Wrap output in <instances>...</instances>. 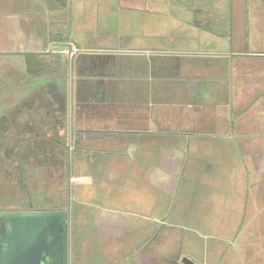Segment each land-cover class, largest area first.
Returning <instances> with one entry per match:
<instances>
[{
    "label": "crops",
    "instance_id": "obj_1",
    "mask_svg": "<svg viewBox=\"0 0 264 264\" xmlns=\"http://www.w3.org/2000/svg\"><path fill=\"white\" fill-rule=\"evenodd\" d=\"M71 1L0 0L13 155L23 147L26 164L37 156L41 168L49 148L61 165L65 145L75 152L79 202L45 190L32 209L69 211L70 264H216L223 247L202 235L209 200L214 209L217 196H244L239 223L251 210L255 233L264 227V0H216L215 9L184 0L195 33L171 34L172 46L87 52L63 31ZM147 2L156 0H120ZM164 238L175 249L162 253Z\"/></svg>",
    "mask_w": 264,
    "mask_h": 264
},
{
    "label": "rangeland",
    "instance_id": "obj_2",
    "mask_svg": "<svg viewBox=\"0 0 264 264\" xmlns=\"http://www.w3.org/2000/svg\"><path fill=\"white\" fill-rule=\"evenodd\" d=\"M207 1L215 9L214 3H216V0ZM185 5L184 0H176L174 3L170 0H156V2H147L143 9H125L121 5L120 0H72L64 8V11L60 13H64L66 16L63 31L74 32L73 36L76 38L80 50H83L82 52H87L88 46L99 47L104 45L158 48L172 46L169 43L171 34L185 35L186 33H195L192 25L185 23V21L190 22V18L193 17ZM198 5L201 4L198 2ZM222 5H226V3ZM203 6L207 7L208 5L203 3ZM46 11L42 10V12ZM84 12L89 14L88 19L85 17L81 18L82 14H85ZM73 15L74 22L72 21ZM79 27L80 29H77ZM104 31L114 32V37L103 42L99 41L97 35ZM210 37L212 38L208 39H213V43L207 39L206 41L209 43V46L216 45L215 37ZM0 44H5L3 39L0 40ZM196 44L197 42H193L194 46ZM48 54L52 55L48 59H58L56 54ZM63 62L65 66V60ZM7 75L6 62L0 61V162L4 160L3 158L6 153L12 155V152H10L12 142L8 140L7 134V119L9 114L7 110L9 103ZM63 76L64 73L61 79H64ZM31 78L28 76L26 80L21 79L20 85H23L25 81L31 80ZM30 84H32V81ZM10 106L13 107V103ZM49 149L52 150L51 153L49 152L50 155H48V157H51V162H48L47 165L41 164L42 167L38 168L40 167L38 164L40 159L38 158V163L36 162L38 166L32 164L27 173L28 175H26L30 179L28 186L31 188L32 193L40 188L43 189L42 193L45 190L49 191L53 195L52 199L62 200L64 205L76 204L79 201L74 195L73 190L77 188V184L70 182L69 178V176L73 175L72 160L73 157L75 158V152L65 145L66 158L63 165H61L54 162L56 160V148ZM16 165L17 163L11 162L3 163L0 167V206L3 208H17L20 203L16 202V196L19 199L27 196L23 190V182L19 177V172H16ZM59 170H62L60 173L64 172L61 178H58V175H56ZM80 179L83 180V178ZM62 194H64L63 198ZM243 197L232 195L217 196L216 204L214 205L218 207L214 209L210 200L207 204V211L211 217L207 225H211L207 227L206 232L202 235L203 238H206L205 242L208 245L217 243V247H223V255H221L223 257L214 253L211 254L213 257L211 260H214L216 264H264V227H259V231L255 233V228L251 227V210L243 212L245 216H248L247 220L240 221L239 223V218H237L240 216L241 220L242 214L235 209V206H240L235 198ZM8 198H14L15 203L6 201ZM220 205L225 207L220 208ZM163 242L164 244L161 246L162 253H165L169 249H175L174 245H171L169 248L168 238H164Z\"/></svg>",
    "mask_w": 264,
    "mask_h": 264
},
{
    "label": "water",
    "instance_id": "obj_3",
    "mask_svg": "<svg viewBox=\"0 0 264 264\" xmlns=\"http://www.w3.org/2000/svg\"><path fill=\"white\" fill-rule=\"evenodd\" d=\"M69 229L67 209L0 212V264H69Z\"/></svg>",
    "mask_w": 264,
    "mask_h": 264
},
{
    "label": "flooded vegetation",
    "instance_id": "obj_4",
    "mask_svg": "<svg viewBox=\"0 0 264 264\" xmlns=\"http://www.w3.org/2000/svg\"><path fill=\"white\" fill-rule=\"evenodd\" d=\"M1 144V143H0ZM14 147H12L10 149V152H12V155H9V153L4 156V160L2 162H0V167L2 166L3 163H11V162H16L17 165H16V172H19V177L22 179V182H23V190L25 191V193L27 194V196L25 198H22V199H19L17 198L16 196V202L17 203H20L18 205L17 208H14V209H9V208H3L2 206H0V212H11V211H24V212H31V211H39V210H44V209H38V208H34L32 209V205L34 204L33 202L37 199L36 197H38L40 195V197H42L43 195L41 194L42 193V188L40 189H36V192H33L31 191V188L28 186L29 184V177H26V175H28L27 173L29 172L30 168H31V165L34 164L35 166L37 165V161L35 158H37V156H35V158L33 159V162L32 163H28L26 164V160H25V154L21 153L24 151V148L23 147H19L18 148V151H19V155L17 157H14L13 155V151H14ZM26 149V148H25ZM28 153V152H26ZM1 157V156H0ZM41 158V157H40ZM17 174V175H18ZM43 199V197H42ZM40 200V201H43V200ZM6 201H9V202H14V198L13 199H7ZM0 203H1V196H0ZM47 210H52V209H47ZM3 250H5V247H3ZM69 264H70V261H69Z\"/></svg>",
    "mask_w": 264,
    "mask_h": 264
},
{
    "label": "built area",
    "instance_id": "obj_5",
    "mask_svg": "<svg viewBox=\"0 0 264 264\" xmlns=\"http://www.w3.org/2000/svg\"><path fill=\"white\" fill-rule=\"evenodd\" d=\"M74 51H77L76 49H74Z\"/></svg>",
    "mask_w": 264,
    "mask_h": 264
}]
</instances>
